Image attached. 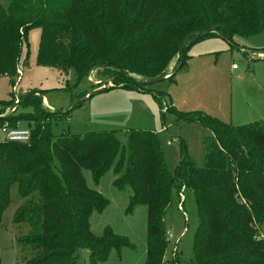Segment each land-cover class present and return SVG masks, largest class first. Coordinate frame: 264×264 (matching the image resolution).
Returning <instances> with one entry per match:
<instances>
[{"label": "trees", "instance_id": "trees-1", "mask_svg": "<svg viewBox=\"0 0 264 264\" xmlns=\"http://www.w3.org/2000/svg\"><path fill=\"white\" fill-rule=\"evenodd\" d=\"M34 28L41 30L39 65L73 70L77 84L96 69L111 79L113 86L105 90L143 91L145 80L173 79L197 42L211 35L233 42L263 31L264 0H0V76L17 74L22 45ZM206 31L211 33L178 56ZM173 61L176 67L165 78ZM30 94L35 95L0 119L12 127L30 123V142L0 141V223L16 185L25 202L14 222L28 227L18 245L32 253L26 264H77L82 249L89 251L90 264H99L112 250L133 248L110 227L100 236L92 231L93 213H102L109 202L87 186L84 169L96 185L113 169L114 186L132 190L128 212L147 208L145 264H164V218L173 192L183 188L194 194L199 226L193 258L182 262L175 253L172 264H264V119L235 127L165 104L178 120L200 123L212 135L203 168L195 167L181 144V160L171 173L156 133L129 131L125 145L116 131L55 136L52 124L81 103L54 112ZM15 101L14 95L1 101L0 110ZM20 107L32 111L17 114Z\"/></svg>", "mask_w": 264, "mask_h": 264}, {"label": "rangeland", "instance_id": "rangeland-1", "mask_svg": "<svg viewBox=\"0 0 264 264\" xmlns=\"http://www.w3.org/2000/svg\"><path fill=\"white\" fill-rule=\"evenodd\" d=\"M40 37L39 28L29 31L27 41L22 45L17 74L0 76V102L11 100L13 95L17 100L34 92L42 95L47 109L66 112L73 103L85 98L66 118L52 124L55 136L116 131L125 145L129 131L148 130L157 134L164 161L173 173L181 160V144L195 167L203 168L206 144L212 135L200 123L178 120L175 114L166 111L165 104L168 107L173 104L180 113H202L235 127L264 119V30L248 38L235 37L233 42L211 35L189 48L187 65L173 79L167 77L173 73L175 61L167 69V79L150 84L143 91L114 88L91 97L89 95L97 89L113 86L106 73L95 69L77 84L73 70L63 73L39 65ZM234 65L237 69H233ZM155 95L162 97L156 99ZM0 111L3 112L0 117H4L9 108ZM31 111V108L20 107L17 114ZM17 127L30 129V123L19 121ZM3 140L5 136L0 129V141ZM82 173L87 186L109 202L102 213H93L91 217L94 234L100 236L106 227H110L133 246L124 247L120 253L112 250L99 264H145L147 208L137 206L128 212L132 190L114 186L113 169L101 177L99 185L95 184L89 170L84 169ZM24 202L14 185L0 223V264H26L31 257L29 249L18 245L28 227L14 222ZM164 226L169 233L164 264H172L175 253L182 262L190 261L199 226L195 197L190 189L183 188L179 195L173 192ZM89 255L87 249L80 250L77 264H90Z\"/></svg>", "mask_w": 264, "mask_h": 264}, {"label": "water", "instance_id": "water-1", "mask_svg": "<svg viewBox=\"0 0 264 264\" xmlns=\"http://www.w3.org/2000/svg\"><path fill=\"white\" fill-rule=\"evenodd\" d=\"M211 33V31H206V32H203V33H199V34H197V35H195V36H193L181 49H180V51H179V53H178V56L180 57L182 54H183V52L187 49V47L188 46H190L191 44H193L195 41H197L200 37H202V36H205V35H209ZM177 64V63H176ZM176 64H175V66H176ZM161 80H164V79H148V80H145V83L146 84H148V85H150V84H154V83H158V82H160ZM106 88H103V89H97L96 91H94L93 93H91L90 95H89V97H91V96H93V95H95V94H98V93H100L101 91H103V90H105ZM35 94H29V95H27V96H24V97H22V98H19V99H17L13 104H12V106L9 108V112H8V114L6 115V116H4V117H0V119H3V118H5V117H7V116H9V115H11V113L21 104V103H23V102H25L26 100H28V99H30L31 97H33ZM37 95H39L42 99H43V97H42V95L41 94H37ZM85 101V98H83V99H81V100H79V101H77V102H75V103H73L70 107H72V106H74L75 104H80V103H82V102H84ZM69 107V108H70Z\"/></svg>", "mask_w": 264, "mask_h": 264}, {"label": "built area", "instance_id": "built-area-1", "mask_svg": "<svg viewBox=\"0 0 264 264\" xmlns=\"http://www.w3.org/2000/svg\"><path fill=\"white\" fill-rule=\"evenodd\" d=\"M233 68L237 69L235 65L233 66ZM0 129L3 135L5 136V140L18 143L30 142L31 132L29 129H20L18 127H12L9 125L8 122L0 124Z\"/></svg>", "mask_w": 264, "mask_h": 264}, {"label": "crops", "instance_id": "crops-1", "mask_svg": "<svg viewBox=\"0 0 264 264\" xmlns=\"http://www.w3.org/2000/svg\"><path fill=\"white\" fill-rule=\"evenodd\" d=\"M234 69V68H233Z\"/></svg>", "mask_w": 264, "mask_h": 264}]
</instances>
